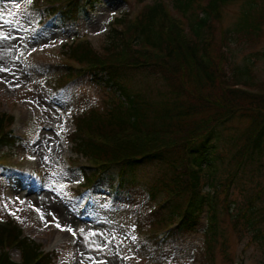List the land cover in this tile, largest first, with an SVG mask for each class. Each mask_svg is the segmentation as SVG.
<instances>
[{"label": "trees", "instance_id": "obj_1", "mask_svg": "<svg viewBox=\"0 0 264 264\" xmlns=\"http://www.w3.org/2000/svg\"><path fill=\"white\" fill-rule=\"evenodd\" d=\"M41 1L46 5L43 13L63 29L86 20L100 3ZM171 1L180 19L163 1L153 0L133 18L124 14L114 19L99 53L86 41L65 45L61 69L47 74L46 82L60 88L65 81L85 78L110 97L102 113L90 110L73 114L75 129L69 141L75 154L88 163L78 168L84 192L90 193L96 204L101 201L99 191H103V199L107 196L110 206L130 207L126 189L133 187L134 173L146 165L162 167L163 175L146 189L143 205L153 201L159 190L166 194L165 201L139 225L175 226L158 240L151 237L142 249L151 261L162 258L168 243L182 233L194 232L203 222L208 244L206 254L200 255L203 264H212L210 250L219 235L220 200L215 188L212 194L205 187L211 174L218 172L217 163L223 164L227 157L232 171L220 183L227 198L236 177L264 158V94L239 89L259 85L247 67L240 72L241 83L238 76L231 83L216 65L223 63L229 31L218 33L215 24L221 23L226 5L240 0ZM256 1H244L247 8L235 23L237 32L249 29L250 35L258 36L264 15L259 12L253 16ZM130 73L159 77L166 86L165 99L153 103L141 94H131ZM234 119L246 124L235 135L225 137L223 132ZM13 125L12 116L0 115V189L8 180L22 176L5 163L26 153L23 141L13 134ZM247 200L231 216V227L239 237L243 232L253 233L255 241L264 236V227H260L264 224V186ZM2 202L0 196L1 206ZM232 204L225 201V208L231 211ZM168 206L170 210L164 212ZM14 248L19 252V262L10 259L9 251ZM55 257L56 253L43 251L23 236L10 216L0 221V264H54Z\"/></svg>", "mask_w": 264, "mask_h": 264}, {"label": "rangeland", "instance_id": "obj_2", "mask_svg": "<svg viewBox=\"0 0 264 264\" xmlns=\"http://www.w3.org/2000/svg\"><path fill=\"white\" fill-rule=\"evenodd\" d=\"M33 1L0 0V33L13 37L0 40V67L10 69L0 72V115L14 118L13 133L26 148L24 155L7 160L6 165L22 176L12 178L7 185L1 186L3 202L2 206L0 204V221L5 215L10 216L23 236L40 245L43 251L56 253L54 264H203L200 254H206L208 244L203 222L194 232L182 233L173 239L175 242L168 243L162 258L151 261L142 249L151 237L158 240L169 229L163 228V223L146 227L139 225V222L151 217L152 211L166 197L159 190L153 201L143 205L146 189L162 177V167L146 165L134 173L133 187L126 189L130 207L110 206L107 196L103 199V191H99L101 201L98 205L87 200V193L81 187L83 178L78 170L79 165H85L87 161L75 154L69 141V135L75 129L72 117L75 112L95 110L102 113L110 97L85 78L65 81L60 88L46 82L47 74L61 69L58 68L59 53L66 50L64 44L81 35L99 53L115 17L124 14L132 17L140 7L142 11L153 0H101L86 20H79L76 27L71 23L64 29L57 22H49L50 19L41 12L42 6H34ZM244 1L226 5L222 10L221 23L215 24L218 33L229 31L223 63L216 65H220L224 78L231 83L236 76L240 78V72L247 67L249 75L259 84L254 87L264 88V18L258 36L250 35L249 29L237 32L234 28L247 8ZM167 4L170 5V2L167 1ZM171 11L180 19L175 10ZM259 12L264 15V0L253 4V16ZM129 76H133L128 82L133 87L131 94H141L143 99L153 103L165 99L163 93L166 86L159 77L146 73H130ZM103 79L106 80V77ZM242 121L232 120L223 135H235L246 124ZM225 158L223 164L217 163L218 172L211 174L216 197L220 200L219 235L210 250L212 264H264V236L252 241L253 233L243 232L239 237L230 221L247 199L264 186V158L257 166L246 168L243 174L236 177L227 198L225 187L220 188V183H224L232 165ZM61 185H64L63 192ZM210 191L213 192L214 188ZM227 200L231 204L234 202L231 211L225 208ZM170 206L163 211L170 210ZM163 211L159 212L162 214ZM57 223L64 229L71 227L75 235L57 228ZM260 227L263 228L264 224ZM90 233L96 235L86 240ZM97 246L102 250H98ZM9 256L12 261L19 262V252L15 248L9 251Z\"/></svg>", "mask_w": 264, "mask_h": 264}, {"label": "snow or ice", "instance_id": "obj_3", "mask_svg": "<svg viewBox=\"0 0 264 264\" xmlns=\"http://www.w3.org/2000/svg\"><path fill=\"white\" fill-rule=\"evenodd\" d=\"M28 2L31 3L32 0H28ZM12 38H13V37L5 36V35H3L2 33H0V40H9V39H12ZM8 71H10V69H8V68H4V67H0V72H8ZM61 131H63L62 128H61ZM57 134L59 135V133H57ZM30 158H31V157H30ZM78 182H79V181H77V183H78ZM63 188H64V185H61V186H60V190H61V192H63ZM52 190L55 191V188H53ZM57 194L59 195L60 193H57ZM64 195H67V194L64 193ZM81 199H83V198H81ZM53 218L55 219V216H53ZM41 219H43V217H41ZM56 226H57V228H60L61 230L68 231V232L72 233L73 235H75V231H74L71 227H68V228L64 229V228H61V226L59 225V223H57ZM80 232H81V234H83V229H81ZM92 235H96V233H90L89 236H86V237H85V239L88 240L89 237L92 236ZM114 238H115V237H113V239H114ZM132 239H135V237H132ZM97 249H98V250H102V249L99 248V246H97ZM89 259H90V258H89ZM100 264H104V262H100Z\"/></svg>", "mask_w": 264, "mask_h": 264}]
</instances>
